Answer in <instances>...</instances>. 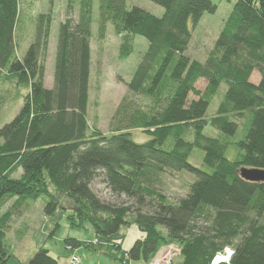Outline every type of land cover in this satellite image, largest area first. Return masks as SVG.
I'll use <instances>...</instances> for the list:
<instances>
[{"label": "trees", "instance_id": "1", "mask_svg": "<svg viewBox=\"0 0 264 264\" xmlns=\"http://www.w3.org/2000/svg\"><path fill=\"white\" fill-rule=\"evenodd\" d=\"M149 1L164 9L161 18L137 7L127 10V0H98L95 18L94 0H79L74 20L70 1L58 28L53 88L46 89L43 59L51 14L37 16L34 37L19 58V0H0V77L27 89L18 114L0 127V213L16 198L0 214V264L12 257L9 225L29 201L44 199L47 216L57 210L49 187L73 202L75 217L91 224L96 240H109L134 216L139 237L123 252L129 261L150 263L162 247L175 245L180 261L169 264H213L226 250L229 261L217 264H264V183L239 174L264 171V0H235L203 63L185 54L192 36L188 23L194 27L203 14H214L212 0ZM107 27L122 35L120 58L132 54L134 37L148 43L127 87L151 105L123 98L112 133L104 135L89 127L87 111L93 29L103 41ZM255 72L257 84L250 81ZM202 80L203 92L196 89ZM222 85L226 90L216 111L207 116ZM240 119L246 132L235 143L238 158L231 161L225 157L228 144L203 130L210 126L231 137ZM133 130L150 140L134 142ZM194 149L203 152L200 168L189 163ZM181 172L196 179L171 203L159 188L160 175ZM97 180L132 205L101 201L91 188ZM65 245L72 250L79 242L66 239ZM113 247L107 254L112 262L127 264L117 257L120 247ZM26 264L57 261L39 248Z\"/></svg>", "mask_w": 264, "mask_h": 264}, {"label": "rangeland", "instance_id": "2", "mask_svg": "<svg viewBox=\"0 0 264 264\" xmlns=\"http://www.w3.org/2000/svg\"><path fill=\"white\" fill-rule=\"evenodd\" d=\"M72 1V18L77 19L79 0H19V20L16 28L15 37L18 39L19 51L18 56L22 58L26 53L30 42L35 33V20L40 14H51L52 26L49 38L48 50L43 59L45 66L44 87L46 89L53 88L54 61L56 53V42L59 24L67 17L68 3ZM235 0H212L217 6L214 14L205 13L199 19L198 23L193 27L191 21L188 27L192 32L191 40L185 54L194 61L203 63L207 55L212 50L216 39L218 38L225 20L232 10ZM98 0H94L93 15H98ZM133 7L140 8L145 12L161 18L164 15V9L150 2L149 0H127V10ZM133 52L127 58L119 57V48L123 43L122 35H115L110 27H107L106 35L103 41H99L96 34V28L93 29V38L91 41L92 48V67L90 77L89 102L87 111L88 125L91 129H97L104 135L112 133V117L121 100L127 96L140 101L143 107H149L151 100L140 98L129 92L127 85L130 83L134 73L141 62L148 43L141 37L131 39ZM260 80L259 75L255 72L252 74L250 81L257 84ZM196 89L203 92L205 89L204 81L196 84ZM225 86L219 89V95L213 100L207 110V116L215 113L218 102L223 96ZM27 93V89L17 86L12 79L6 80L0 77V127L11 122L18 114L23 105V98ZM189 99H195L193 95ZM238 130L234 136H225L219 131L206 126L203 135L213 139H219L227 143L225 157L231 161L238 158L239 150L235 143L242 140L245 136L244 120L240 119ZM246 130V128H245ZM132 140L138 144H142L150 140V138L140 130L130 131ZM203 152L194 149L189 159V163L196 168H200L202 164ZM21 172L18 171L13 177L19 178ZM161 192L171 203H176L187 194L188 185L195 181V176L186 172L161 174ZM92 191L103 202L114 205L127 204L132 202L125 197H118L101 184L99 180L95 181L91 186ZM50 197L55 203L57 210L52 216L45 213L46 202L44 199L37 201H29L26 208L19 216L13 218L6 232V244L11 249L12 257L6 264H26L34 256L39 248H43L49 252V255L57 261V264H69L70 257L76 256L81 264L82 260L85 264H111L108 258L106 246L113 245L122 241L124 236L131 235L130 228L134 216L129 217L131 224L122 229L118 234L111 236L108 240H96L94 230L89 222H81L75 217V206L73 202L64 195L57 192L54 188L49 187ZM16 198L9 201L7 206L0 214H3L9 205ZM48 201H51L49 198ZM66 239H74L79 242V246L69 250L65 245ZM91 244L90 247H87ZM108 247V246H107ZM167 252L164 260L158 259L154 264H169L170 261H180L178 248L175 245L162 247L158 253ZM229 250L225 254L218 255L221 259L228 262L230 259ZM119 257H123V251L119 250ZM157 253V254H158ZM157 256V255H156ZM155 256V257H156ZM154 257V258H155ZM220 259V262L222 260ZM154 260V259H153ZM152 260V261H153ZM218 262V263H220Z\"/></svg>", "mask_w": 264, "mask_h": 264}, {"label": "crops", "instance_id": "3", "mask_svg": "<svg viewBox=\"0 0 264 264\" xmlns=\"http://www.w3.org/2000/svg\"><path fill=\"white\" fill-rule=\"evenodd\" d=\"M130 232H131V235H129V236H124V233L125 232H123V237H125V239L124 240H122V241H119V240H115L114 242H117L116 244H115V246H119L120 247V249H121V252L123 251H127L131 246H132V244L136 241V239L139 237V233H138V231H137V229H136V227H131L130 228ZM109 241V240H108ZM108 246V247H107ZM107 246H106V249H107V253L109 252V250H112V248L110 247V244H107ZM167 252L165 251H163L162 253H158L157 254V256L154 258V260L153 261H151L150 263H144V262H141V261H139V262H132V261H129V260H127L126 258H124V260H125V262L127 263V264H154V262L155 261H157L158 259H160V260H164L165 258H164V256H166L167 254H166ZM109 254V253H108ZM120 254V253H119ZM119 254H118V256L117 257H119ZM109 258V257H108ZM110 259V258H109ZM111 260V259H110ZM82 263L83 264H85V262L82 260ZM87 264H89V263H87ZM111 264H116V263H113L112 262V260H111Z\"/></svg>", "mask_w": 264, "mask_h": 264}, {"label": "water", "instance_id": "4", "mask_svg": "<svg viewBox=\"0 0 264 264\" xmlns=\"http://www.w3.org/2000/svg\"><path fill=\"white\" fill-rule=\"evenodd\" d=\"M240 177L245 181L252 183H264V171L241 169L239 171Z\"/></svg>", "mask_w": 264, "mask_h": 264}, {"label": "built area", "instance_id": "5", "mask_svg": "<svg viewBox=\"0 0 264 264\" xmlns=\"http://www.w3.org/2000/svg\"><path fill=\"white\" fill-rule=\"evenodd\" d=\"M229 255H231V252H229ZM221 260H222V262L226 261L225 259H221ZM218 262H220V259L217 260V258H215L213 264H217ZM69 264H81V262L76 256L72 255L70 257Z\"/></svg>", "mask_w": 264, "mask_h": 264}, {"label": "bare ground", "instance_id": "6", "mask_svg": "<svg viewBox=\"0 0 264 264\" xmlns=\"http://www.w3.org/2000/svg\"><path fill=\"white\" fill-rule=\"evenodd\" d=\"M219 259H221V257H220V256L218 257V260H219Z\"/></svg>", "mask_w": 264, "mask_h": 264}]
</instances>
